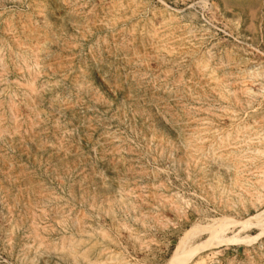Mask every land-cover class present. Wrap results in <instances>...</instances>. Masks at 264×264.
<instances>
[{
  "label": "rangeland",
  "instance_id": "obj_1",
  "mask_svg": "<svg viewBox=\"0 0 264 264\" xmlns=\"http://www.w3.org/2000/svg\"><path fill=\"white\" fill-rule=\"evenodd\" d=\"M195 260L264 264V0H0V264Z\"/></svg>",
  "mask_w": 264,
  "mask_h": 264
},
{
  "label": "bare ground",
  "instance_id": "obj_2",
  "mask_svg": "<svg viewBox=\"0 0 264 264\" xmlns=\"http://www.w3.org/2000/svg\"><path fill=\"white\" fill-rule=\"evenodd\" d=\"M248 157H249V156H248ZM246 195H247V194H246ZM258 204H259V203H258ZM181 257H182V256L180 255V256L177 258V261H178V259L181 258ZM176 263H177V262H176ZM199 263H200V262H198V261L195 260L193 264H199ZM202 264H203V262H202Z\"/></svg>",
  "mask_w": 264,
  "mask_h": 264
}]
</instances>
